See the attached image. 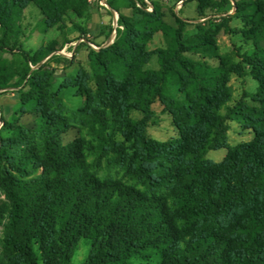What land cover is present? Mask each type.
Listing matches in <instances>:
<instances>
[{"label":"trees","instance_id":"obj_1","mask_svg":"<svg viewBox=\"0 0 264 264\" xmlns=\"http://www.w3.org/2000/svg\"><path fill=\"white\" fill-rule=\"evenodd\" d=\"M30 3L44 30L55 26L66 40L35 51L17 43ZM107 4L118 11L106 34L115 29L113 41L89 45L88 66L79 63L54 88L53 66L78 63L75 52L85 44L70 57L56 53L73 42L65 19L81 32L77 39L86 36L92 2L0 0V92L20 87L21 103L12 121L0 114V264H71L81 239L93 242L84 264H264V0H198V18L211 8L223 21H198L190 35L188 20L174 10L168 20L157 0ZM232 15L251 53L219 52L218 34L232 30ZM157 33L164 45L148 50ZM9 51L22 57L21 66L3 56ZM153 54L158 67L148 68ZM232 75L256 81V104L230 103ZM63 87H73L82 103L67 106ZM157 101L175 127L164 140L148 132ZM27 103L39 127L18 123ZM234 115L254 135L228 146ZM71 128L76 135L65 142ZM223 147L222 160L206 157Z\"/></svg>","mask_w":264,"mask_h":264},{"label":"rangeland","instance_id":"obj_2","mask_svg":"<svg viewBox=\"0 0 264 264\" xmlns=\"http://www.w3.org/2000/svg\"><path fill=\"white\" fill-rule=\"evenodd\" d=\"M163 3L164 10L166 13V17L168 20H173V10L180 11V14L184 17H188V26L186 30V35H190L195 32V18L197 17L196 6L198 4V0H186L185 4L182 5L177 3V0H157ZM177 3V4H176ZM110 9V6H109ZM250 9L249 11H251ZM219 9H206V13L208 18L206 19L209 25L216 24L222 22L221 14L218 13ZM92 20L90 21V28L88 30L89 34H85L87 36V40L85 45H88L90 42L97 45L98 43L102 45L107 44L106 38L107 31L109 30L110 25L114 28L116 27L118 14L113 11L112 14L109 13L107 7L99 6L96 2H92V7L90 11V17L92 16ZM198 18V17H197ZM227 25L232 27V30L227 32L225 27L218 34V45H219V52L226 53V52H233V53H251L254 50V46L252 41L246 40L241 32L240 29L242 28L243 24L240 19L234 17L227 16ZM66 21V35L67 39H72L73 42L78 41V35H81L73 24L70 23V18L67 17ZM226 24V23H225ZM104 25V29L101 31V28L98 30L96 27ZM227 27V26H226ZM62 31L58 30L55 26L51 27L47 30H44L43 25V15L40 9L33 3L27 5L24 10V19L22 22L21 32L18 36L17 43H23L25 49L30 51H35L40 46L48 43L51 39H57L60 43L63 42L65 39L64 34L61 33ZM100 33V34H99ZM112 36L114 37L115 30L112 31ZM110 34V35H111ZM75 40V41H74ZM14 38H12L11 44L14 43ZM95 41H98L95 43ZM71 42L66 48V52H72L71 48L74 46ZM164 45V39L160 33L155 34L153 39L147 46L148 50H155L159 46ZM261 45L264 46V40L261 41ZM4 57L8 58L9 60L14 61L17 66H21L22 64V57L17 52H5L3 54ZM85 52L80 53L79 57L85 58ZM80 58V60H81ZM239 58L236 57V61ZM213 63H217L216 60H211ZM86 63V62H85ZM60 65H54L55 73H54V88H58L61 81L64 78L62 71H58L57 68ZM83 66L87 67L88 64H84ZM148 68H157L158 62L156 55H151L149 61L146 64ZM75 68L74 70H76ZM229 84L232 87V99L230 103H234V101L243 98L248 104H256L257 102L252 99V94L256 91L257 83L256 81L250 76L246 75L244 77H238L236 75H232L230 77ZM20 87H12L0 92V114L3 116L5 120L12 121L13 116L16 115V110L21 105L19 101V96L17 90ZM171 91L175 97H183V93L179 89L178 85H172ZM64 103L72 108H76L79 104L82 103V98L78 96L73 87H63L60 91ZM26 111L17 115L18 123L22 124L25 127L35 128L39 127L41 124V117L34 111H31V103H27L24 105ZM153 109L156 111V116L154 118V123L148 127L149 134L157 139L164 140L168 139L171 136L175 135V127L173 125L171 116L167 112H163V106L158 101L153 104ZM242 115V114H241ZM230 125L228 130V146H233L243 141H249L252 139L254 135L253 128L248 126L247 121L243 119L240 115H234L231 119L228 120ZM10 130L7 127H3L1 129V135L7 136L9 135ZM76 135V130L74 128L69 129L67 132L64 133L63 138L64 141L71 140ZM227 152V148H219L209 150L206 153V157L212 161L218 162L222 160ZM5 199L4 194L0 189V202ZM1 230V227H0ZM93 242L90 239H81L78 241L76 246L73 249V256L71 260V264H84L85 260L87 259L90 250L92 248ZM157 259L153 260L151 264H156ZM136 264H140L138 259L135 260Z\"/></svg>","mask_w":264,"mask_h":264},{"label":"crops","instance_id":"obj_3","mask_svg":"<svg viewBox=\"0 0 264 264\" xmlns=\"http://www.w3.org/2000/svg\"><path fill=\"white\" fill-rule=\"evenodd\" d=\"M182 5H183V3H182ZM111 9V12H113V11H115L117 14H118V11L116 10V9H113V8H110ZM175 9L176 8H174V11H175ZM119 11L120 12H122V13H124V14H127V15H129V14H131V9L130 8H128V7H125V6H121V7H119ZM175 12H177L180 16H182L181 14H180V11H178V9H177V11H175ZM233 12V9H230L229 10V13H232ZM92 17H93V14H92V16L87 20V22H86V27H87V30H91V28H90V21L92 20ZM183 18H185V19H189L188 17H184V16H182ZM197 17H198V14H197ZM195 18V23L196 22H198V21H205L207 18H208V15H206V16H204V17H200V18ZM188 26V25H187ZM101 28V31L104 29V25H100V26H98V27H96V29H94V30H98V29H100ZM89 32V31H88ZM89 34V33H88ZM100 34V33H99ZM109 39V38H108ZM108 41V40H107ZM106 41V42H107ZM96 42H98V41H95V43ZM75 46L76 45H74L72 48H71V50H72V53H73V50H74V48H75ZM68 48H69V46H68ZM88 51H89V47H88V45H80V47H79V49H78V51L77 52H75V59H76V61H79L78 63H75V64H73L71 67H69V68H67V69H65V68H63L62 66H59L58 68H57V70L58 71H62L63 73V75L65 76V74H67V73H75L76 71H77V69H78V66H79V63H80V65H84V64H88ZM85 52V58H81V57H79V54L80 53H84ZM80 58H81V60H80ZM86 62V63H85ZM85 67V66H84ZM75 68H77L76 70H74Z\"/></svg>","mask_w":264,"mask_h":264},{"label":"built area","instance_id":"obj_4","mask_svg":"<svg viewBox=\"0 0 264 264\" xmlns=\"http://www.w3.org/2000/svg\"><path fill=\"white\" fill-rule=\"evenodd\" d=\"M90 2H96L98 5H100V6H103V7H107V8H109V5L107 4V0H90ZM179 4H181V3H183V0H181V1H179L178 2ZM148 9L150 10V9H152V7H151V5L149 4V6H148ZM116 26H117V23L115 24ZM115 30V29H114ZM116 32V31H115ZM86 41H88L87 40V36H82L81 38H79L78 39V41L77 42H73L72 44H74V45H77L78 43H81V42H86ZM89 42V41H88ZM70 44V43H69ZM69 44H67L62 50H60V51H57L56 53H61V54H64L65 56H68V57H70L71 55H72V52H66V48H68V45ZM91 47H94V48H99V46L98 45H95L94 43H92V42H90V43H88ZM0 125H1V123H0Z\"/></svg>","mask_w":264,"mask_h":264},{"label":"water","instance_id":"obj_5","mask_svg":"<svg viewBox=\"0 0 264 264\" xmlns=\"http://www.w3.org/2000/svg\"><path fill=\"white\" fill-rule=\"evenodd\" d=\"M115 33H116V32H115ZM114 37H115V34H114ZM114 37H113L112 34H111V35L109 36L108 41L106 42L107 44H105V45H108L109 43H111V42L113 41ZM105 45H102V46H105Z\"/></svg>","mask_w":264,"mask_h":264}]
</instances>
